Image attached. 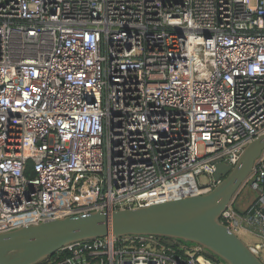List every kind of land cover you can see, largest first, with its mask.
<instances>
[{"label":"built area","instance_id":"built-area-1","mask_svg":"<svg viewBox=\"0 0 264 264\" xmlns=\"http://www.w3.org/2000/svg\"><path fill=\"white\" fill-rule=\"evenodd\" d=\"M262 133L264 0H0V233L204 195ZM245 184L220 220L264 240V150ZM39 264L218 263L109 235Z\"/></svg>","mask_w":264,"mask_h":264},{"label":"water","instance_id":"water-1","mask_svg":"<svg viewBox=\"0 0 264 264\" xmlns=\"http://www.w3.org/2000/svg\"><path fill=\"white\" fill-rule=\"evenodd\" d=\"M264 150V133L249 142L234 166L219 163L218 182L208 193L129 210L42 222L0 233V264H39L76 242L124 236H154L191 243L222 264H264L220 220L254 170Z\"/></svg>","mask_w":264,"mask_h":264},{"label":"rangeland","instance_id":"rangeland-1","mask_svg":"<svg viewBox=\"0 0 264 264\" xmlns=\"http://www.w3.org/2000/svg\"><path fill=\"white\" fill-rule=\"evenodd\" d=\"M200 182L202 184H205L207 182V178L205 176L200 177ZM256 199V193L254 190L250 188L248 184H243L241 189L236 193V195L233 198L232 201V208L236 212H243L245 209L249 207V205ZM250 230L256 234L255 238L257 242L262 243L264 240L262 238V229L260 227H255V228H248V227H239L236 234L246 243L247 241V231ZM258 243V244H259ZM186 244V243H184ZM260 257L264 258V249L261 250L260 252ZM218 263V262H216ZM219 264V263H218ZM222 264V262H221Z\"/></svg>","mask_w":264,"mask_h":264},{"label":"trees","instance_id":"trees-1","mask_svg":"<svg viewBox=\"0 0 264 264\" xmlns=\"http://www.w3.org/2000/svg\"><path fill=\"white\" fill-rule=\"evenodd\" d=\"M27 175H28V176L31 175L29 169L27 170ZM239 213L242 214V213H244V212H239ZM163 239L167 240L169 243H172V244H177V243H182V244H184L183 242H178L177 240H173V239H168V238H163ZM186 245H188V246H193V244H191V243H186ZM54 255H55V254H54ZM54 255H52V256H54ZM206 257H207L208 259H210L211 261L221 263V261H220L216 256H214V255H212V254H210V253H206Z\"/></svg>","mask_w":264,"mask_h":264},{"label":"crops","instance_id":"crops-1","mask_svg":"<svg viewBox=\"0 0 264 264\" xmlns=\"http://www.w3.org/2000/svg\"><path fill=\"white\" fill-rule=\"evenodd\" d=\"M245 211H246V209L243 212H245ZM247 232L248 233H247V238H246L247 239L246 244L248 246H254L255 244H258L259 242H257V240L255 238L256 234L250 230H248Z\"/></svg>","mask_w":264,"mask_h":264}]
</instances>
